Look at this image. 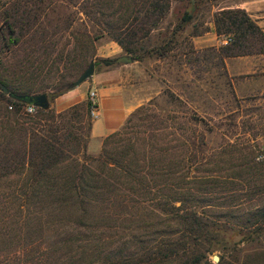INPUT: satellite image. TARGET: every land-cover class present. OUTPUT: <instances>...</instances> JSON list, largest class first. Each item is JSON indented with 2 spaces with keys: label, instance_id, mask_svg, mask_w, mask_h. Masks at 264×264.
<instances>
[{
  "label": "rangeland",
  "instance_id": "obj_1",
  "mask_svg": "<svg viewBox=\"0 0 264 264\" xmlns=\"http://www.w3.org/2000/svg\"><path fill=\"white\" fill-rule=\"evenodd\" d=\"M13 1L16 0H0L3 35L4 12ZM35 1L48 7V16H42L41 21L52 34L50 41L38 42L27 54L22 48L7 45L0 34V59H29L25 65L34 72L36 83L50 84L52 89L60 87L64 80L77 79L88 66L83 56L96 54L99 43L112 40L105 27L127 21V1L117 6L118 0H84L88 4L99 2L98 14L89 9L86 14L81 11L82 0ZM229 2L170 0V9L157 28L136 45L138 48L142 44L144 50L137 51L141 59L134 63L130 76L141 104L128 116L129 123L125 120L124 136L151 134L158 141H167L171 156L185 157L184 180L178 183L175 172L170 176L169 188L163 191L150 182L148 194L136 202H122L129 209L114 208L116 211L111 209L108 215L103 212L102 220H90L93 228L73 229L65 221L54 226L58 236L50 229L46 232L49 236H42L45 240L38 234L28 238L21 231V239L16 237L9 245L16 253L1 257L0 264H99L105 256L110 262L154 244V239L166 233L178 236L176 219L159 214L156 208V199L162 193L171 196L176 205L180 198L184 199V208L196 209L208 224L205 230L209 236L201 237L192 247L207 252L197 264H264V223L261 229L247 224V219L264 207V78L230 75L226 57L222 66L216 48L231 42H224L230 35H219V45L198 48L193 42V37L209 31L214 12ZM185 13L191 14L188 21L182 19ZM178 24L181 27L175 29ZM195 32L197 35H192ZM87 34L99 35L93 50L86 41ZM123 54L126 55L124 51ZM45 59L48 65H44ZM100 68L99 65L97 69ZM5 110L11 109L0 101V134L13 124L12 119L1 117ZM193 138L198 141L196 152ZM13 142L23 149L17 138ZM171 169L175 171L176 166ZM147 177L151 179L150 174ZM26 181L24 174L1 177L0 205L5 201L19 203L22 199L15 191L19 192L17 188ZM100 211L103 210L94 208V216ZM68 236H72L68 245H48ZM29 242L33 243L37 263L29 262L31 254L23 252ZM46 255L48 263L44 262Z\"/></svg>",
  "mask_w": 264,
  "mask_h": 264
},
{
  "label": "trees",
  "instance_id": "obj_2",
  "mask_svg": "<svg viewBox=\"0 0 264 264\" xmlns=\"http://www.w3.org/2000/svg\"><path fill=\"white\" fill-rule=\"evenodd\" d=\"M123 2H126L128 24L105 27V31L132 61H139L141 57L137 51L144 49L142 44H139V49L136 45L157 28L170 9V0H118L117 6H121ZM40 3L42 2L35 0H16L6 8V33L0 34L7 45L22 48L27 54H31L33 46L38 42L47 39L50 41L52 34L41 21L42 16L43 19L48 16V7ZM90 4L82 0L79 4L83 5L81 11L85 14L88 9L94 14L101 11L99 2ZM190 18L191 14L185 13L182 19L188 21ZM213 24L217 35L231 36V42L216 48L223 67L225 57L264 53V32L244 9L216 11L213 14ZM180 27L178 24L175 29ZM192 35L197 34L195 32ZM98 37V34L86 35V41L92 50ZM74 47L77 48L78 44L75 43ZM83 59L87 65L93 61L95 67L100 63L111 65L116 61V58H95L94 52L83 56ZM43 61L44 65H48L49 60ZM28 62L29 59H17L13 62L0 59V101L8 108L11 106V110H5L1 117L12 119L10 121L13 122L9 130L0 134V178L16 173L24 174L27 180L17 188L19 192L15 191V195L22 199L19 203L5 201L0 205V258L16 253L11 251L9 245L14 238L21 239V231H24L26 237L32 238L35 234H38L37 237L49 236L46 232L53 229L54 235L58 236L54 226L62 225L65 221L71 223L73 229L80 226L85 229L93 228L95 225L90 220L95 217L102 220L103 212L108 215L111 209L116 211L114 208L124 207L122 202L138 201L141 195L149 193L150 182L157 184L163 191L164 187L169 188L170 176L175 172L178 183L185 178L182 172L184 156H171L167 141H158L151 134L141 137L124 136L126 124L103 140L98 155H89L86 152L91 125L89 101L75 104L61 112L48 106L38 107L33 115L26 114L23 108L30 103L29 98L42 93L47 98H54L72 88L76 80H64L60 87L53 86L56 87L54 89L49 88L52 85L47 83L38 84L34 79V72L29 65H25ZM79 66L80 64L77 65ZM81 69H78L79 72L77 70L78 74ZM126 121L129 123V119ZM15 134L18 137H14ZM13 138L20 141L18 143L23 145L22 150L16 146ZM191 142L196 152L197 138H193ZM14 146L17 148L14 149ZM173 166H176L175 171L171 169ZM149 174L151 179L147 177ZM184 201L180 198L179 205H176L171 196L162 193L155 202L159 214L176 219L178 236L166 233L154 239V244L123 257L120 255L110 262H107L108 256H105L99 264L199 263L207 252L192 247L199 243L201 237L209 236L205 230L208 224L196 209L184 208ZM96 207L103 211L94 216L93 210ZM124 208L129 209L127 206ZM247 220L249 227L263 228L261 222L264 223V207ZM253 232L258 234L260 230ZM71 237H61L48 245H68ZM32 246L33 243L30 242L25 244L23 252L25 255L31 254L29 262L37 263L38 257ZM44 262H49L47 255Z\"/></svg>",
  "mask_w": 264,
  "mask_h": 264
},
{
  "label": "crops",
  "instance_id": "obj_3",
  "mask_svg": "<svg viewBox=\"0 0 264 264\" xmlns=\"http://www.w3.org/2000/svg\"><path fill=\"white\" fill-rule=\"evenodd\" d=\"M228 8L244 9L252 20L264 32V0H230L228 5L216 11ZM222 38L214 31V25L209 22V31L193 37L195 47L219 45ZM123 55L122 48L113 40L99 43L95 57L117 58ZM136 61L124 64L121 62L104 65L100 69L95 67L93 74L62 94L49 99V107L61 112L69 107L88 101L90 90L96 91L97 116L91 118L89 137L86 152L91 156L99 154L103 140L119 130L127 117L140 104V95L136 93L135 82L130 73ZM225 66L230 75L245 76L251 79L254 76L264 78V53L225 58ZM261 78V77H260Z\"/></svg>",
  "mask_w": 264,
  "mask_h": 264
},
{
  "label": "water",
  "instance_id": "obj_4",
  "mask_svg": "<svg viewBox=\"0 0 264 264\" xmlns=\"http://www.w3.org/2000/svg\"><path fill=\"white\" fill-rule=\"evenodd\" d=\"M116 62H121L124 64L132 62V58L129 55H121L116 58ZM95 66L94 62L91 61L90 64L81 72V74L78 76V78L73 82L72 86H77L87 78H89L93 72H94ZM28 101L38 107L46 108L49 105L47 96L42 93L39 95L34 96L33 98H29ZM214 258L217 260L218 257L214 256Z\"/></svg>",
  "mask_w": 264,
  "mask_h": 264
},
{
  "label": "built area",
  "instance_id": "obj_5",
  "mask_svg": "<svg viewBox=\"0 0 264 264\" xmlns=\"http://www.w3.org/2000/svg\"><path fill=\"white\" fill-rule=\"evenodd\" d=\"M230 41V37H226L224 42L227 43ZM88 101H89V115L91 118H95L97 116V102H96V91L90 90L88 93ZM11 108V106H9ZM24 112L29 115H33L37 112L38 106L29 103L26 104L23 108Z\"/></svg>",
  "mask_w": 264,
  "mask_h": 264
}]
</instances>
